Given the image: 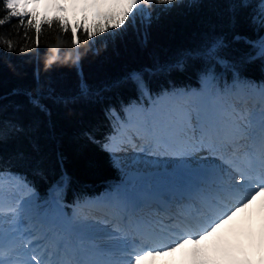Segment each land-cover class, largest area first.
<instances>
[{
    "label": "trees",
    "instance_id": "16d2710c",
    "mask_svg": "<svg viewBox=\"0 0 264 264\" xmlns=\"http://www.w3.org/2000/svg\"><path fill=\"white\" fill-rule=\"evenodd\" d=\"M237 0H176L170 11L166 4H153V22L147 27L140 18L124 30H109L92 35L85 19L76 23V33L70 23L56 18L22 21L0 0V120L16 119L25 125L39 124L36 136L40 152L33 153L24 137L0 143V170H14L27 176L36 189L45 194L54 185L64 184L63 198L90 194L102 184L120 177L107 152L100 146L101 137L110 125L104 117L105 106L99 101L117 104L133 97L134 90L122 87L103 93L99 98H79V84L86 80L93 93L106 84L125 77L129 72L152 66L156 62L170 63L187 52L201 49L214 36H224L229 47L223 54L240 60L255 51L243 42H233V32L257 39L242 11L239 23L229 27L227 6ZM255 2V0H254ZM151 11V9H149ZM159 17L156 19V17ZM102 23L101 21H98ZM11 49V50H9ZM23 49V51H21ZM53 60L49 64V60ZM82 67L78 70L76 65ZM189 70L175 71L166 77L151 78V86L161 88L188 85L197 79L194 68L202 61L187 60ZM219 79L230 80L232 72L217 66ZM39 74L42 97L50 89L54 95L77 97L67 106L45 100L51 115L33 109L27 97L14 96L13 90H35ZM264 62L247 65L243 76L259 77ZM172 84H169L168 81ZM16 105H21L16 111ZM86 133L99 143L89 142ZM25 157L19 159L17 154Z\"/></svg>",
    "mask_w": 264,
    "mask_h": 264
},
{
    "label": "snow or ice",
    "instance_id": "6c2138e0",
    "mask_svg": "<svg viewBox=\"0 0 264 264\" xmlns=\"http://www.w3.org/2000/svg\"><path fill=\"white\" fill-rule=\"evenodd\" d=\"M153 4H166L169 8L164 11H170L171 6L176 4V0H109V6L103 14V22H93L90 25V32L92 35L103 34L109 30H124L126 25L134 26L137 19L140 18L147 27H150L153 22ZM151 9V11H149ZM242 11H247V21L254 32L261 33L257 39L239 33L233 32V42H243L250 49L255 51L247 54L240 60H233L223 54V51L229 47L228 42L224 36H214L205 45L194 52L185 53L180 59L170 63L156 62L152 66H147L140 70H134L129 72L125 77L120 80L113 81L110 84L102 86L92 92L86 80H82L79 84V98H89L94 95L99 98L103 93L109 92L122 87H130L140 97H151L152 86L151 81L148 79L157 77H166L171 73L186 72L189 70L187 60L190 58L193 61H202L199 68H194L195 74L198 78L199 84L202 86L199 91L189 89H178L175 85L165 88L161 87L156 93V101L153 104V111L156 109L157 103L176 97L191 98L199 101L198 103H189L188 105H181L178 108L161 112L156 119L151 122V136H141V140H148V142H155L157 145L161 143H167L168 149H177V141L182 142V146L185 147V152L182 155H176L182 160L184 158H191L192 154L187 151V148H191L193 151L196 148L205 149L206 145L208 151H213L218 143L228 145L233 148H239L244 145L248 139V123L247 118L241 116L238 120H231L221 114L220 105L217 101L223 99V97L230 94V89L227 85L223 89L218 87V74L216 72L217 66L229 69L234 78L235 83H251L244 80L243 73L246 70V66L255 63L257 60L264 62V0H237L235 3H230L227 6V17L229 27L235 29L239 23V15ZM159 17L157 16L156 19ZM11 50V49H9ZM23 51V49H21ZM53 60H49L51 64ZM77 69L82 71V67L77 61ZM37 88L35 90H13L11 93L14 96L23 95L27 97L28 104L45 116H50L51 112L45 100H50L53 103H59L67 106L68 104L75 103L77 97H64L54 95V89H50L47 96L42 97L41 86L39 84V74L36 75ZM169 84L172 82L169 80ZM261 96L264 98V88L261 89ZM21 105H16V111H20ZM126 109L125 111H130ZM0 111H4L3 106H0ZM115 108H109L106 111V115L111 118L116 114ZM39 132V124L33 123L25 125L24 123L16 119L0 120V143H6L9 140H15L20 137H24L29 141L30 147L33 153L40 152V145L37 142L36 136ZM199 133L198 136L194 135ZM89 142L99 143L94 135L86 133ZM113 137L111 135L106 137L105 143L100 146L113 154L116 151H121L119 146H112ZM258 146L260 149L261 162L264 163V117L261 119L260 130L258 136ZM144 151V149H141ZM152 155H159L158 151L150 153ZM19 159H23L25 154L20 152L17 154ZM185 168H190L191 164L187 163L183 165ZM129 177V181H131ZM25 183H27L25 181ZM119 195V189L117 190ZM17 216L16 219L11 221L9 228H17L20 225H25L26 228L31 224L32 227L37 229L44 228V220L51 217L52 223L47 225L48 232H54L57 236L61 235L57 232L58 227L69 225L71 222L68 220L64 208L59 200H54L51 206L46 204H34L33 206L23 209L20 208L14 210ZM26 217L27 219H24ZM40 220V225L37 226L36 220ZM59 220V226L53 221ZM84 223V221H80ZM92 226L98 227V224ZM68 235L67 232H64ZM15 235V233H13ZM47 239V236L44 237ZM5 246V222L0 219V249ZM63 244L60 241L55 242L56 252L52 253V258H47V254L41 257L39 264H66L65 261L58 259L60 250ZM0 264H11V261L0 260ZM26 264H33L32 259L28 260Z\"/></svg>",
    "mask_w": 264,
    "mask_h": 264
},
{
    "label": "bare ground",
    "instance_id": "6f19581e",
    "mask_svg": "<svg viewBox=\"0 0 264 264\" xmlns=\"http://www.w3.org/2000/svg\"><path fill=\"white\" fill-rule=\"evenodd\" d=\"M32 5L42 6L50 10L55 9V4L62 2L63 0H31ZM72 2L78 0H70ZM93 1V0H92ZM95 3H98L99 0H94ZM42 92V91H41ZM177 98V97H176ZM176 98L168 99L165 101L175 100ZM195 99L181 98L180 100H175L171 102L174 105V109L178 108L181 105H188L189 103H198ZM220 105V103L217 101ZM114 102H109L106 106V103L102 100L99 101V105L110 107ZM224 109H222V108ZM230 106V103L220 105L221 114L231 120H238L237 112L233 113L231 110H227ZM103 111L104 117L105 111ZM117 110L116 116H118L122 110H124L120 104H117L115 108ZM164 112V111H163ZM239 114V113H238ZM137 123H140L142 127L148 126L147 120L140 116L137 120ZM137 123H134L137 126ZM149 131L152 132L151 127ZM147 132V131H146ZM194 135L198 136L199 133ZM178 148L175 149L176 155H182L185 152V147L182 146V142L177 141ZM167 146L168 144L165 143ZM210 145H206L205 149L196 148L194 151L191 148H187V151L192 154L191 158H184L183 160L178 156L171 157L173 161L167 160V158H143L141 155H136L135 159L131 161L132 170L136 174V180L134 184L136 186L142 187L147 193H151L148 189L152 191L157 189L162 190H175L173 187L175 181L179 179L176 177V171L183 165L190 163L194 176L200 177L203 176L206 181V186L203 189L199 187H193V190L188 189L185 192L192 196L191 201L188 203L189 206H193L195 201L202 200L203 193L209 195L213 201L208 197L205 198L204 202L213 209L214 212L224 213L226 211V216L220 222L221 227V253H218L216 250L211 249L204 255L206 257H213L221 259L220 262L213 264H237L243 257L249 255L250 251L253 249V246L259 248V246H264V191H261L259 194L248 195L246 192L250 187L243 184L236 177H232L231 173L234 172L226 171L222 169V161L218 157L205 156L211 152L220 151L221 148L216 145V148L213 151H208ZM225 153V152H224ZM223 154V152H221ZM226 154V153H225ZM168 156V155H167ZM225 156L222 155L221 158ZM218 161L220 162L218 165ZM159 164L162 170L154 171L153 169L158 167ZM167 164V166H165ZM188 169V168H185ZM205 170H208L207 173H204ZM175 176V177H174ZM235 186V187H234ZM148 187V189H147ZM13 189V188H12ZM184 190V188H178V191ZM18 194L13 193L11 190V185L7 183L0 182V219H3L5 222V246L3 249H0V252H6L5 255L10 254L11 256L24 257V253L29 249L30 245L27 244L28 239L23 234L15 232L16 228H9L11 221L16 219L15 211L11 208L13 206V201ZM116 195L115 197H117ZM112 199H105L101 202L103 204H111L114 202ZM240 201V203H236ZM185 203V202H183ZM187 205V204H184ZM215 205V206H214ZM183 207V206H182ZM123 219V217L121 216ZM242 219L245 225L241 222ZM124 220V219H123ZM101 221V220H98ZM15 233V235H13ZM71 237V236H70ZM64 238V237H63ZM73 239V238H71ZM64 244L70 242V240L64 239ZM95 241H88L84 246V249L91 251L89 256L95 258H100L106 252L116 250L113 243H107L105 240H98L101 243L100 248L94 247L93 243ZM244 243V244H242ZM71 246H74L71 241ZM95 249V251H93ZM104 249V251H102ZM192 245L190 242L186 241L185 244L178 246L175 254L166 253L174 259V263L185 264L188 261V256H191ZM73 254V253H72ZM85 259V258H84ZM120 261V260H118ZM166 260L160 256L157 258L156 264H164Z\"/></svg>",
    "mask_w": 264,
    "mask_h": 264
},
{
    "label": "rangeland",
    "instance_id": "374dc122",
    "mask_svg": "<svg viewBox=\"0 0 264 264\" xmlns=\"http://www.w3.org/2000/svg\"><path fill=\"white\" fill-rule=\"evenodd\" d=\"M85 2H83V1H81L80 2V4L81 3H83L84 5H86V6H88L90 9H94V8H97L96 10H99L101 7H103L104 5H106V4H108V1L109 0H99V2L97 3V4H91V2H90V4H89V2L87 1V0H84ZM79 4V5H80ZM72 8H75V6H73ZM64 9H62L61 11H63ZM95 10V11H96ZM60 11V12H61ZM67 11V10H66ZM103 21V20H102ZM101 21V22H102ZM219 102H220V100H219ZM164 105H166L167 107H165V110H168L169 109V111H171V110H173L174 109V107L171 105V103L170 102H167V103H165ZM163 106V105H162ZM140 113H141V111H139ZM138 153H140V152H138ZM140 154H144V156L143 155H141V156H143V158H149L150 156H148L147 154H145V152H142V153H140ZM118 155V157H117V159H116V165H118L123 171H124V173L126 174V176L129 178V177H136V174L134 173V171L132 170V162L131 161H133L134 159H135V157H136V155H138L137 154V152L135 151V150H131L130 151V153L129 154H124L123 152H121V153H119V154H117ZM158 167L157 168H155V171L157 172L158 171ZM3 179H4V181L6 180V179H8L7 178V176H5V177H3ZM6 182V181H5ZM11 182H14V181H11ZM10 183V182H9ZM12 186V185H11ZM88 221H89V219L87 218L86 219V223H87V228L92 232V233H95V232H97V231H99V230H102L101 229V227H100V225H98V227H95V226H92V225H94L93 223H91V224H89L88 223ZM14 231H16L15 229H14ZM254 250H255V252L253 253V257H252V263L253 264H257L256 263V261H260V263L264 260V246L263 245H261V246H259V248H256V247H254ZM245 262L246 263H248V264H251L249 261H247V260H245Z\"/></svg>",
    "mask_w": 264,
    "mask_h": 264
}]
</instances>
